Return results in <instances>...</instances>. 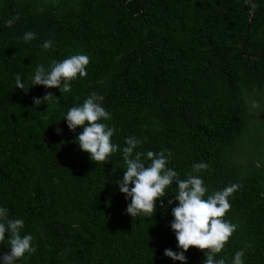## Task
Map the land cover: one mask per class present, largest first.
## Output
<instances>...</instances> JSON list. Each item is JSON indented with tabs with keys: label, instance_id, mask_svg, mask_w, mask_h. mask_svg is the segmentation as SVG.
Instances as JSON below:
<instances>
[{
	"label": "trees",
	"instance_id": "trees-1",
	"mask_svg": "<svg viewBox=\"0 0 264 264\" xmlns=\"http://www.w3.org/2000/svg\"><path fill=\"white\" fill-rule=\"evenodd\" d=\"M26 31L37 38L24 43ZM45 40L52 47L43 49ZM77 53L89 64L70 92L29 87L37 64ZM92 92L104 97L118 145L105 164L80 150L82 129L73 133L63 119ZM47 93L58 101L35 106ZM263 96L264 0H0V206L24 221L21 235L37 249L17 264H181L163 254L177 250L175 184L164 198L171 206L157 201L151 218L126 214L130 201L114 181L129 136L143 141L133 155L146 166L147 151H163L180 179L207 163L198 173L205 198L237 184L224 217L237 228L217 258L231 264L243 250L244 264H264V158L240 163ZM8 246L0 243V254ZM205 252L190 247L187 264H202Z\"/></svg>",
	"mask_w": 264,
	"mask_h": 264
},
{
	"label": "clouds",
	"instance_id": "clouds-1",
	"mask_svg": "<svg viewBox=\"0 0 264 264\" xmlns=\"http://www.w3.org/2000/svg\"><path fill=\"white\" fill-rule=\"evenodd\" d=\"M246 2L251 3V0ZM251 9L255 11V3L251 4ZM17 20L19 16H13L5 20V26L11 28ZM36 38L37 34L33 31H26L21 37L26 44ZM52 45L53 41L45 40L42 48L49 49ZM88 64L89 57L82 53L71 55L62 61L53 60L47 69L42 64H37L29 87L44 86L46 89L57 88L61 93L70 92L71 84L77 76L84 78L87 75ZM14 83L15 88L24 90L25 84L21 82L19 75H16ZM103 100L102 95L92 92L82 104L69 108L63 118L67 128L73 133L78 127L82 129L75 142L96 164L108 163L118 150V145L111 141L115 129L105 123L111 119V113L104 108ZM55 101L58 99L52 93H47L42 99L33 98L37 107L42 103ZM56 132L61 134L60 129ZM142 143L143 141L135 136L125 138L126 146L122 149V158L126 169L123 176L114 181L118 191L124 194L125 200L130 201L126 205V214L132 218H151L157 210V201H160L162 209L171 206L174 201L178 202L175 207H171L173 219L170 222V229L177 241V250L165 249L164 256L187 264L185 253L190 247H195L199 250L207 249L202 264H226V257L217 258V254L224 249L237 228L224 217L230 209L229 197L239 186L227 185L205 198L208 189L198 173L208 168L207 163H194L186 178L180 179L174 168L167 167L169 157L163 151H147L144 154L150 161L147 166L141 160V153L137 151L133 155L134 150ZM173 184L176 185L174 189L171 187ZM169 188L174 190V201L168 200L166 206L164 198ZM8 217L9 209L0 206V243L7 240L9 245V251L0 254V264H17L26 254L31 255L37 249L32 243L31 234L21 235L24 221ZM231 264H244L243 250H237L233 254Z\"/></svg>",
	"mask_w": 264,
	"mask_h": 264
},
{
	"label": "rangeland",
	"instance_id": "rangeland-1",
	"mask_svg": "<svg viewBox=\"0 0 264 264\" xmlns=\"http://www.w3.org/2000/svg\"><path fill=\"white\" fill-rule=\"evenodd\" d=\"M251 110L252 116L245 133L246 150L240 155V163L245 166L252 160L264 158V96L256 100Z\"/></svg>",
	"mask_w": 264,
	"mask_h": 264
}]
</instances>
